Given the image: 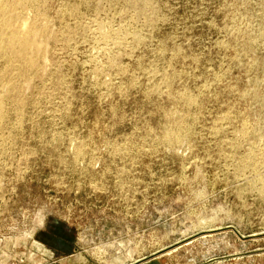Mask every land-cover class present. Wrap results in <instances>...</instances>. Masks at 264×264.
<instances>
[{
	"label": "rangeland",
	"instance_id": "1",
	"mask_svg": "<svg viewBox=\"0 0 264 264\" xmlns=\"http://www.w3.org/2000/svg\"><path fill=\"white\" fill-rule=\"evenodd\" d=\"M0 16V264H264V0Z\"/></svg>",
	"mask_w": 264,
	"mask_h": 264
},
{
	"label": "bare ground",
	"instance_id": "2",
	"mask_svg": "<svg viewBox=\"0 0 264 264\" xmlns=\"http://www.w3.org/2000/svg\"><path fill=\"white\" fill-rule=\"evenodd\" d=\"M9 8V0H0V14L2 13V16H3V13L5 11H7V9ZM11 9V8H10ZM15 9V8H14ZM14 11V10H13ZM12 11V12H13ZM11 12V11H10ZM1 17V16H0ZM4 19V17H3ZM11 19V17L9 18ZM0 26L2 29L4 28H9L10 27V21L5 19L3 20L2 22H0ZM17 27V26H15ZM14 29V28H13ZM18 29V28H17ZM32 29V28H31ZM7 31V29H5ZM16 29H14L12 32H10V36L8 35V38H6L4 40V37L3 35L0 34V41L5 44V45H0L3 46V48H7V50H9L11 53L15 54V55H24L25 57L28 58L27 61H32L33 57L31 59H29V55L31 53V51L33 50H39L41 47H40V44L37 42V40L35 39L34 36H32V34H29V35H26V34H22V32L18 31V32H15ZM5 31V32H6ZM25 31V30H24ZM30 31V30H29ZM32 31L34 32V30L32 29ZM1 32V30H0ZM21 34H20V33ZM28 32V31H26ZM31 35V36H30ZM3 36V37H2ZM5 42H3V41ZM1 51V50H0ZM2 52V51H1ZM4 52V51H3ZM23 58V57H22ZM24 59V58H23Z\"/></svg>",
	"mask_w": 264,
	"mask_h": 264
}]
</instances>
